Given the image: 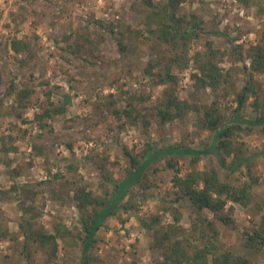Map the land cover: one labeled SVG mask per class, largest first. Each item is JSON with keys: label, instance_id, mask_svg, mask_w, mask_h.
<instances>
[{"label": "rangeland", "instance_id": "obj_1", "mask_svg": "<svg viewBox=\"0 0 264 264\" xmlns=\"http://www.w3.org/2000/svg\"><path fill=\"white\" fill-rule=\"evenodd\" d=\"M153 1L162 4L166 0ZM194 1L197 4L193 5ZM147 10L143 0H0V191L9 189L7 196H0V225L19 234L18 222L25 216L34 218L46 230L57 221L79 227L74 199L77 186L84 185L100 197L104 196L102 187L112 189L113 184L103 174L117 180L123 177L127 161L121 146L139 152L147 140L160 145L181 140L195 146L210 143L211 135L202 127L200 117L212 92L209 88H193L191 62L178 72L174 85L180 98L199 104L200 109L164 124L155 116L162 91L169 83H158V78L144 70L148 61L165 60L180 45L162 43L146 31L143 23ZM103 11L109 18L107 23L110 19L114 23L113 33L95 21L94 16L102 17ZM190 11L206 19H220L227 36L203 33L189 43V53L211 40L226 52L220 66L232 69L241 86L247 76L245 65L249 67L250 61L247 57L244 62L230 57L227 37L242 49L261 41L264 0L249 4L239 0L182 1L179 12ZM89 34L90 42L85 40ZM24 36L30 39L29 56L27 52L15 54L9 47L12 38ZM117 38H122L123 50ZM11 82L17 90L30 91L27 108L16 104ZM253 82L257 94H250L242 110L248 117L264 111V72L255 71ZM65 95L70 102L64 112L42 119L35 116L51 104L62 105ZM232 97L221 98L227 114L234 106ZM255 97L257 107L252 104ZM129 100L138 115L134 124L122 111ZM143 116L149 120L148 125H144ZM238 138L245 141L246 154L264 147L260 129L242 131ZM197 166L210 168L216 163L206 157ZM186 169L187 159L180 160L179 173L183 175ZM148 171L144 178L149 184L147 196L137 194L132 198L133 208L107 217L99 228L95 252L103 264H155L161 255L153 247L152 231L144 229L141 221L158 213L157 226L167 227L174 216L170 208L164 211L165 207L176 208L179 224L184 231L189 229L193 209L188 200H175L174 171L164 161ZM241 171L244 173L245 168ZM251 172L257 178L255 199L247 209L227 202L224 210L232 215L237 229L218 223V241L234 255H245L247 264H264V246L251 251L242 244L244 231L257 227L264 215V154L252 159ZM242 173L236 171L234 175L240 177ZM12 185L16 186L13 190ZM138 185L131 190L139 193ZM19 235V242L0 238V264H78V247L60 246L57 256L47 262L43 252L35 250L34 258L28 261L21 253L23 238Z\"/></svg>", "mask_w": 264, "mask_h": 264}, {"label": "trees", "instance_id": "obj_2", "mask_svg": "<svg viewBox=\"0 0 264 264\" xmlns=\"http://www.w3.org/2000/svg\"><path fill=\"white\" fill-rule=\"evenodd\" d=\"M182 1L184 0H166L158 4L153 0H143L148 7L143 23L146 31L162 43L180 45L179 50L174 51L167 59L158 58L154 59V62L148 61L144 72L158 78V83L162 85L169 83L163 89L162 97L155 108V116L164 124L172 120H182L189 111L200 109L199 104L180 98L174 85L177 82L178 72L188 68L191 62L193 70L189 75L193 88L196 90L209 88L212 92V98L200 117L202 127L211 135L210 143L195 146L181 140L160 145L158 141L147 140L139 152H132L126 146H121L127 161L123 177L117 180L107 173L103 174V178L113 184L112 189L102 187L104 196L100 197L94 195L84 185L77 186L74 199L78 210L79 227L72 228L62 221H57L53 223L51 230H46L38 225L34 218L20 217L18 233L23 238L21 253L28 261L34 258L35 250L43 252L46 262L53 260L61 246L64 249L79 248L78 264H103L95 252V246L99 242V228L107 217L133 208L134 196L137 194L142 197L147 196L149 184L144 178L149 172L148 168L164 161L165 166L174 171L172 185L176 190L175 200L178 198L188 200L193 209V216L190 217L187 232L178 222L179 211L171 206L164 208V211L170 208L174 216V222L167 227L157 226L160 221L158 213L148 221H141L144 229L152 231L153 247L158 249L161 255L155 264H247L245 255H234L230 250L222 247L218 241V223L237 229L232 215L227 213L224 207L229 201L247 209L255 199L254 186L257 178L252 175L251 164L253 158L264 154V147L255 153L246 154V143L238 136L242 131L250 132L255 129H260L264 133V111L252 117L245 116L242 111L250 94H257L253 73L264 72V34L261 41L249 45L246 49H242L241 45L227 37L230 57L234 61L242 62L247 57L250 61L249 67L245 65L246 79L241 86H238L232 69L223 70L220 66L226 52L215 47L211 40L205 41L202 49L189 53V43L203 33L227 35L220 27V19H216L215 16L206 19L194 11L179 12ZM239 1L249 4L253 0ZM192 4L197 2L194 1ZM106 14L103 11L102 17L94 16L95 21L100 27L105 25V30L113 33L114 23L112 19L107 23L109 18H106ZM120 32L124 33V31ZM85 38L91 41L90 34ZM121 40L122 38H119L118 42L123 50L125 46ZM9 47L15 54L27 52L29 56L30 39L25 36L12 38ZM153 68L158 70L154 71ZM10 84V90L15 91L16 104L27 108L30 91L26 88L17 90L12 82ZM229 95H233L234 106L227 114L221 107V98ZM69 102V96L65 95L62 105L54 107L51 104L35 116L42 119L62 113L65 111V104ZM252 104L257 107V97ZM122 111L129 123L134 124L138 115L133 113L131 100L128 101V107ZM142 121L144 125L149 123L145 116L142 117ZM206 157L213 158L216 166L198 168L200 159ZM182 159H187V169L183 175L179 173V163ZM69 167L74 168L72 165ZM242 167L245 168L244 173L241 171ZM154 170L156 171L157 168L155 167ZM236 171L242 175L240 177L234 175ZM135 184H139V193L131 190ZM15 187L12 185L11 190ZM8 193L9 189L2 190L0 196H7ZM228 207L233 208L232 205ZM250 230L247 229L242 234L243 247L251 251H260L264 246V215L258 226ZM19 234L0 225V238H9L17 242Z\"/></svg>", "mask_w": 264, "mask_h": 264}]
</instances>
